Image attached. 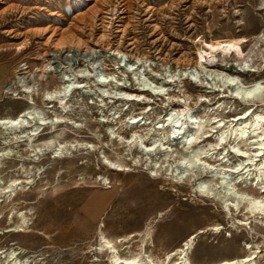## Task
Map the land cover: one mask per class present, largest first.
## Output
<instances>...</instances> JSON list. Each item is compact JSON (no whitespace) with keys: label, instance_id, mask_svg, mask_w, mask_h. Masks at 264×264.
I'll list each match as a JSON object with an SVG mask.
<instances>
[{"label":"rangeland","instance_id":"374dc122","mask_svg":"<svg viewBox=\"0 0 264 264\" xmlns=\"http://www.w3.org/2000/svg\"><path fill=\"white\" fill-rule=\"evenodd\" d=\"M263 25L264 0H0V264H111L98 233L120 256L141 250L161 262L195 234L186 255L191 264H220L252 251L264 264V214L249 215L245 200L199 197L194 182L217 180L208 171L188 170L193 182L175 183L180 135L165 139L164 151L145 152L169 126L164 114L189 109L205 136L196 145L204 149L200 161L226 178L244 173L232 167L243 158L226 150L230 139L216 145V119L236 120L248 110L264 116V105L247 107L216 92L204 73L217 60L242 83L264 79ZM238 38L247 40L243 58L205 56V43ZM66 50L74 56L65 59ZM182 68L187 72L178 75ZM159 83L164 91L156 94ZM29 105L46 125L29 115L18 127L2 122ZM177 125L195 127L185 119ZM32 128L38 129L29 142ZM145 130L141 147L130 140ZM48 137L62 147L60 157L42 146ZM253 140L239 141V151L253 153ZM239 178L234 192L264 199ZM20 216L25 224L18 228Z\"/></svg>","mask_w":264,"mask_h":264},{"label":"bare ground","instance_id":"6f19581e","mask_svg":"<svg viewBox=\"0 0 264 264\" xmlns=\"http://www.w3.org/2000/svg\"><path fill=\"white\" fill-rule=\"evenodd\" d=\"M246 42L247 40L245 38H238L205 43V56H210L211 54L216 53V55L219 54L222 57H228L229 55H233L236 58L240 59V57L243 56L241 45ZM96 52L97 51H95V53ZM56 53L60 54L59 51H52L53 55H57ZM71 53L72 52L70 50H66L63 54L64 58L68 59V57H73L74 54ZM85 53L86 52H83L80 55L83 56L85 55ZM198 55L199 56L197 57L198 60L196 63L198 66H202L203 63H205L206 58L205 56L201 55L200 52ZM119 59L120 56L117 60L115 59L116 64H119ZM137 64H139V62ZM208 65L209 69H207L204 74L209 75L210 80L214 83L216 82V92L222 93L226 91L232 99L240 101L241 103H243V105L247 107H253L256 104H259L260 107L264 105V79H258L251 82L242 83L240 82V80H238V77L235 74L228 73V70L224 66V64H218L217 60L216 63H214L213 61H209ZM190 69L197 70V67ZM187 70L188 69L182 68L177 71V74L183 75L187 72ZM151 79L141 78V81L147 83H154V81H152ZM103 81L104 80L102 79L101 83H103ZM65 91V86L63 85L60 91H58L56 94L60 96ZM163 91L164 85L160 83L157 84V90L155 91L156 94H160ZM51 95V93H46L44 101L50 103L52 99ZM219 107L220 104L216 102V108ZM24 115H29L30 117H32L31 119L38 120L40 122V126L46 125L41 111L39 112L38 109L34 108L31 105L26 107L16 117L4 118L2 122L9 126L18 127L25 124L26 121L22 119ZM164 117L166 118V121L168 122L167 124L169 126L162 128L161 133H158L156 131L157 134H154L153 137L150 138V148L144 149L145 152H150L156 149L164 151L165 147L163 146L165 144V139L172 142L175 140L174 136H181V140L178 141L180 142V144L183 145L184 148L180 154L181 162H179V164L182 166V170L178 173L176 172L177 177L175 178L174 182L180 184L182 181L185 180V182L189 185L191 182H193V176L190 175L186 177L184 175L186 171L195 169L196 171H199L200 174L207 173L206 171H208L209 173H212L214 176H216L217 180L213 182V180L201 179L197 182H194L192 189L199 197L209 201L221 200L225 202L226 200H229L234 205H237L241 200H245V209L249 215H256L259 217L263 216V198H255L252 196H245V198H243L241 194H238L234 192V190H232V185L236 183L239 177L242 176L243 179L248 182L247 184L249 186L259 190L260 192H264V116L262 115V113H252V111L248 110L245 112L243 117L238 118L236 120L224 121L222 119H216V145H221L222 142L228 138L231 142L228 146V149L226 150H231L235 155L243 158V160H238L232 167L235 168L236 171L238 169H245V171L243 174L237 172L236 176L233 178H226L224 176V170L216 169L215 171L212 166L200 161L201 156L204 154V149L203 147L196 145L199 144L205 136L204 133L201 131V124H198L193 121L194 119L192 111H190L189 109H184L174 114L166 113L164 114ZM182 119L187 120L189 124H193L195 126L192 132H188L184 130L183 127L178 125L173 126V124H180V121ZM237 120H239V123H234V121ZM58 123L59 121L57 118L54 120V122H52L53 125ZM37 129L38 128L30 129V132L28 133L29 139L27 138L29 142L36 135ZM156 129L157 128L153 130ZM24 133L26 132L24 131ZM148 134V130H145L141 133L133 132L130 135V140L136 141L141 147L144 139L149 137ZM248 135H251L254 138V140L250 142V145L254 146L253 153L240 152L237 147V143L245 139ZM42 146L51 149L53 157H60V150H62V147L59 146V144H55L52 139H49V137L46 138ZM192 146H194V148L192 150H189V148H191ZM226 150L222 149L219 152L218 155L221 156L219 160H222L225 157ZM109 166L111 169H115L116 171H119L122 167L118 164L116 165V163L109 164ZM152 169L156 171L158 169V165L154 163ZM216 185L219 186L221 191L216 190ZM227 206V203L224 204V208H226ZM19 219L20 223L18 228L23 227L25 224L22 216H20ZM98 237L100 243L99 250H107L111 264H191L187 260L186 255L187 252L190 250L191 246L193 245V241L196 235L193 234L185 238L180 243L179 247L176 248L174 251L166 254V256L161 262L155 260L152 256L144 255L141 250L137 251L136 253L133 252L128 253L124 256H120L117 250L115 249L113 241L111 239L105 238V236H103L101 233H98ZM16 255L17 254L13 250L9 251L10 259H14ZM255 258L256 252L252 251L243 258L226 261L220 264H256L254 261ZM16 262L19 261L15 260L14 263Z\"/></svg>","mask_w":264,"mask_h":264}]
</instances>
